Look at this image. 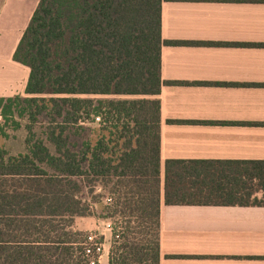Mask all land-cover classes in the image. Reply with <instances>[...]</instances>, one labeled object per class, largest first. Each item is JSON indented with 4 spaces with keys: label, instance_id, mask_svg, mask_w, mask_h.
<instances>
[{
    "label": "trees",
    "instance_id": "obj_1",
    "mask_svg": "<svg viewBox=\"0 0 264 264\" xmlns=\"http://www.w3.org/2000/svg\"><path fill=\"white\" fill-rule=\"evenodd\" d=\"M164 1L40 0L14 55L31 70L26 96L0 97L6 127L28 132L25 153L0 145V264H91L75 222L94 214L98 184L115 195L109 264H161L162 201L264 204V162L169 159L163 179Z\"/></svg>",
    "mask_w": 264,
    "mask_h": 264
},
{
    "label": "crops",
    "instance_id": "obj_2",
    "mask_svg": "<svg viewBox=\"0 0 264 264\" xmlns=\"http://www.w3.org/2000/svg\"><path fill=\"white\" fill-rule=\"evenodd\" d=\"M39 2L0 0V97L26 96L31 70L14 55ZM162 37L163 179L169 159L264 162V0H165ZM161 254L264 264V204L162 201Z\"/></svg>",
    "mask_w": 264,
    "mask_h": 264
},
{
    "label": "rangeland",
    "instance_id": "obj_3",
    "mask_svg": "<svg viewBox=\"0 0 264 264\" xmlns=\"http://www.w3.org/2000/svg\"><path fill=\"white\" fill-rule=\"evenodd\" d=\"M115 96H97V98H112ZM117 98H141L142 96H116ZM115 97V98H116ZM1 115V114H0ZM6 121L4 118L0 119V144L5 145L13 154L25 153L26 152V143L25 139L28 136V132L23 125L20 129L15 130L13 127H6ZM89 126V130L85 131L83 135L87 138H91L93 144L95 145L97 140L101 139L104 133V127L101 124V121L96 120L95 123H87ZM5 128L6 132H8L9 137L3 136L1 130ZM101 188L97 190L96 194L101 195L99 200L100 203H93L94 214L86 217H78L76 218L75 228L77 230L84 231L91 236H94L96 240L102 239L101 241L104 244V251L101 253L99 264H109L108 254L111 248V242L113 238V232L111 226H116L115 221L117 219H107L106 216V207L108 204L107 198L113 197V202L115 195L109 193L102 184L99 185ZM112 202V203H113ZM111 203V204H112ZM121 218V217H119ZM111 224V226H108Z\"/></svg>",
    "mask_w": 264,
    "mask_h": 264
},
{
    "label": "built area",
    "instance_id": "obj_4",
    "mask_svg": "<svg viewBox=\"0 0 264 264\" xmlns=\"http://www.w3.org/2000/svg\"><path fill=\"white\" fill-rule=\"evenodd\" d=\"M0 119H2V116L0 115ZM108 204H111L113 202V197L107 198ZM108 226H111V224H108ZM113 228V226H111ZM91 241L94 242L93 249H89V253L94 254L91 264H98L100 262L101 253L104 251V244L97 242L96 238L94 236H91ZM93 250V252H92Z\"/></svg>",
    "mask_w": 264,
    "mask_h": 264
}]
</instances>
